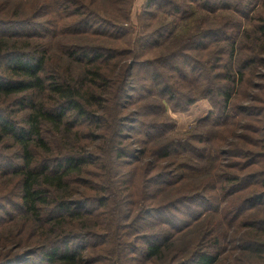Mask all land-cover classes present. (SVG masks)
I'll return each mask as SVG.
<instances>
[{
    "label": "trees",
    "instance_id": "16d2710c",
    "mask_svg": "<svg viewBox=\"0 0 264 264\" xmlns=\"http://www.w3.org/2000/svg\"><path fill=\"white\" fill-rule=\"evenodd\" d=\"M146 3L0 0V264H264V0Z\"/></svg>",
    "mask_w": 264,
    "mask_h": 264
},
{
    "label": "rangeland",
    "instance_id": "374dc122",
    "mask_svg": "<svg viewBox=\"0 0 264 264\" xmlns=\"http://www.w3.org/2000/svg\"><path fill=\"white\" fill-rule=\"evenodd\" d=\"M147 0H131V4L128 7L129 12V30L128 35H126L123 39H119L117 41L113 42H107L104 46L111 48L113 55H115V59H111L113 62H117L119 60H125L128 62H145L146 60H155V59H161L162 56L166 54H173L175 52H181V53H187V49L183 48V45L187 44V40L183 41V33L187 34V27L190 25H194V18L190 21H185L181 24H179L177 28V33L181 37H174V39L169 43V41L156 49L152 50L151 52H146L140 50L137 42V38L142 33L148 32L147 30H143V23L146 21L142 19V24L140 20V15L143 17V13L146 12L145 6ZM145 14V13H144ZM108 18V17H107ZM168 20H171V17H167ZM128 24H126L127 26ZM141 25V26H140ZM16 28L9 29V32H12ZM144 43V42H143ZM169 43V44H168ZM145 44V43H144ZM133 50L132 53H126V50ZM119 51L118 54H116V51ZM114 51V52H113ZM122 52V53H120ZM134 53H138L140 56L135 59ZM120 54V55H119ZM54 58L60 57L62 58V67L63 68H81L83 64L81 63H70V60L68 58H65L61 56L57 51L53 52ZM134 58V59H133ZM71 66V67H70ZM211 108L210 103L207 100H201L194 104L190 110L185 112H173L170 111L171 118L174 120V123L177 121V128L175 130L170 131L171 137L177 136L179 134L178 132L185 131L188 129L192 130V128L195 130V128H200L203 126V129L211 128L209 125H205V123H201L206 116H208V111ZM132 110V109H131ZM128 112V111H126ZM202 120V121H201ZM130 128H135L134 123H129ZM202 129V130H203ZM179 130V131H177ZM210 130V129H209ZM125 133L128 134L129 138H134L136 135H132L130 130H125ZM132 139H129L127 141V144H131L133 148L135 145L133 144L134 141ZM1 214V211H0ZM197 234V233H196ZM196 240L195 235L194 236H188L187 237V246L190 248L192 247V243ZM182 239L178 242V246L182 244ZM191 243V244H190ZM15 248V247H14ZM13 248V250H14ZM188 249V248H187ZM20 251V250H18ZM188 251V250H187Z\"/></svg>",
    "mask_w": 264,
    "mask_h": 264
}]
</instances>
